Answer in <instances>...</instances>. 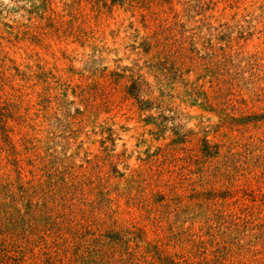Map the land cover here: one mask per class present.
<instances>
[{
  "label": "rangeland",
  "instance_id": "374dc122",
  "mask_svg": "<svg viewBox=\"0 0 264 264\" xmlns=\"http://www.w3.org/2000/svg\"><path fill=\"white\" fill-rule=\"evenodd\" d=\"M0 264H264V0H0Z\"/></svg>",
  "mask_w": 264,
  "mask_h": 264
}]
</instances>
